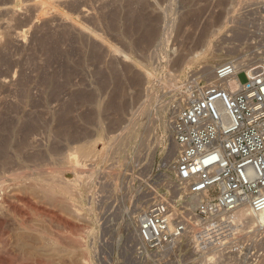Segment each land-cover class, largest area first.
<instances>
[{"label":"rangeland","instance_id":"obj_1","mask_svg":"<svg viewBox=\"0 0 264 264\" xmlns=\"http://www.w3.org/2000/svg\"><path fill=\"white\" fill-rule=\"evenodd\" d=\"M263 2L0 0V182L22 181L21 186L64 168L61 173L72 179V185L87 190L78 202L75 191H80L73 189L77 196L73 218L34 188V196L30 189L22 194L41 209L62 216L68 225H91L98 252L113 235L105 230L101 240L104 233L95 222L105 218L108 228L116 222L119 244L138 212L131 208L134 192L142 193L156 180L160 165L169 166L175 158V153L167 158L173 148L168 90L188 72L202 73L207 62L216 69L228 61L246 62L264 55ZM229 49L232 53L225 55ZM238 80L244 84L245 75L240 73ZM14 175L20 177L16 182ZM7 215L3 229L10 234L12 256L21 254L24 242L23 252L30 249V258H41L42 263L84 264L80 256L88 250L87 243L85 248L79 242L78 246L77 238L72 239L58 220L42 214L37 222L43 231L22 239L17 236L25 232ZM48 226L55 234L53 242L47 236ZM91 256L89 264H97ZM39 259H32V264Z\"/></svg>","mask_w":264,"mask_h":264},{"label":"built area","instance_id":"obj_2","mask_svg":"<svg viewBox=\"0 0 264 264\" xmlns=\"http://www.w3.org/2000/svg\"><path fill=\"white\" fill-rule=\"evenodd\" d=\"M166 111L175 158L134 192V238L117 246L134 257L122 264H264V224L238 218L264 212V55L228 61L211 81L188 72Z\"/></svg>","mask_w":264,"mask_h":264},{"label":"bare ground","instance_id":"obj_3","mask_svg":"<svg viewBox=\"0 0 264 264\" xmlns=\"http://www.w3.org/2000/svg\"><path fill=\"white\" fill-rule=\"evenodd\" d=\"M36 6H38V4H36ZM13 9V8H12ZM36 10V9H35ZM20 36V35H19ZM231 49V48H230ZM228 50L227 52H226V54L225 55H229V54H231L232 52H230L231 50ZM233 49V48H232ZM215 60V59H214ZM214 60H212L211 62H214ZM181 63V62H180ZM239 65H244L243 64V62H237ZM182 64V63H181ZM207 64L208 65H206V66H204V68L202 69V73L201 74H203V76L205 77V78H207L209 81H210V79L212 80L213 79V77H214V71H215V69H214V67L211 65L212 63H208L207 62ZM215 65V64H214ZM180 67V66H179ZM73 140V139H72ZM74 141H75V139H74ZM69 142V141H68ZM92 143V142H91ZM91 145V144H90ZM95 146V145H94ZM88 147V146H87ZM93 147V146H92ZM91 147V148H92ZM1 148V147H0ZM3 148V147H2ZM90 148V149H91ZM4 149V148H3ZM89 149V148H88ZM89 149V150H90ZM6 150V149H5ZM86 150V149H85ZM88 150V151H89ZM91 150H93V149H91ZM91 150H90V152H91ZM175 150H176V147H175V145L173 144V148H172V150L168 153V156H167V158L168 159H170V157H172V155H174V153H175ZM87 151H85L84 152V154L86 153ZM82 153V152H81ZM3 154H4V152H3ZM89 154V153H88ZM5 157V156H4ZM86 157V156H85ZM9 158V157H8ZM9 160V159H8ZM7 160V161H8ZM77 161V160H76ZM5 162H6V160H5ZM7 163V162H6ZM8 164V163H7ZM64 169V168H63ZM59 170V171H61L62 173L64 172V170ZM76 169V168H75ZM52 170V169H51ZM68 170V169H67ZM14 171V170H13ZM52 171H54V170H52ZM9 172V171H8ZM25 172V171H24ZM30 172V171H29ZM36 172V171H35ZM44 172H46V171H44ZM61 172H58L57 171V173H55V171L54 172H46V173H44V177L43 178H39V179H36L35 178V180H33L32 179V181H31V179H28V180H30V181H28V182H30V183H28L26 180V182L24 183V184H22L21 186L20 185H18V184H20V183H18L17 184V182L15 181V180H17L18 181V179L20 178L19 176H13V178H14V180H13V182H16V183H14V184H17V186L16 185H14V184H11V183H13V182H11L10 184L11 185H5V183L4 182H0V264H28L29 262H30V264H32L33 263V260L32 259H39V258H35V256H34V258H30V254H32V253H30L29 254V252H31V251H29V250H26V252L27 251H29V252H27L28 253V256L29 257H27L26 255L27 254H25L26 252H23V249L25 248L26 249V244H24V242H23V245H22V252H21V254H19V256L18 257H16L17 256V253H16V256H14V253H13V256L11 255L12 253L10 252L12 249H9L11 246V242H10V234H8V233H6V231H4L5 229H3V227L5 228V226H4V224H6L7 223V220H6V218H5V216H6V214L7 213H9V215H7V216H10V219H11V217H12V219H13V223L17 226V228H18V230H21V231H23V232H25V233H23V234H19L17 237H20V238H26L27 236H28V234H31L32 235V233H33V235H34V233L35 234H37V233H41L42 231H43V229H42V225L41 226H39L38 225V222H39V217L43 214H47L49 217L48 218H50V220H54V219H56V220H58V222H60V223H62L63 225H64V227L73 235V236H71L72 237V239H73V237L75 236L77 239H76V242L78 243H81L82 244V246L84 247V244H86L87 245V247L86 248H88V250H89V252H88V250H85V252H83L82 254H81V256H80V261L81 262H83L84 264H89V262L91 261L92 262V260H90V248L93 250L92 251V253H93V255L94 256H91V259H92V257L95 259V261L94 262H96L97 264H118V259H120V264H122L123 263V261H125V260H128V259H131L132 257H134V252H132V251H124V252H118L117 251V246H118V239L116 240V227H114V224L116 223H114V224H111V225H109V228L107 227V226H105L104 224L106 223V219L104 218H102L104 221L102 222V223H96L95 221V224L97 225L98 224V226L96 227V228H99V226H100V229L103 231V235L102 234H100V235H102V236H100V239L102 240V238L104 237V235L106 234V232H105V230H108L109 229V231H110V233L113 235V236H111L110 237V244L108 243L107 244V242H105V243H103L102 241V245L100 246V244H98L99 246H100V251L98 252V248H97V245H96V237H97V235H95V233H91L92 232V230H93V228H92V226L91 225H87L86 227H80V226H73V225H68V223L66 222H64L62 219H60V217H62V216H60V217H58V215H56V213H53V212H51V211H47V210H43V208L41 209L39 206H37V204H35V203H33L32 201H30L28 198L29 197H26L25 195H24V193H28L27 192V189H30L29 191H31V189H33L34 188V190H38L40 193H42V195H44L45 197L44 198H47L48 200H50L52 203V205L54 204V205H60V206H62L63 207V211H65L68 215H70V216H72L73 214H72V210L74 211V212H76V210L73 208L77 203H75V205H74V203H73V198H75L74 199V201L76 200V197L78 196V202L79 201H81L80 199H82L83 200V193H84V191L82 192V190H83V188L81 187V184H80V186H78L77 185V183L75 184V185H72V179L71 180H68L66 177H65V175L64 174H62ZM10 173V172H9ZM40 173V172H39ZM42 173V172H41ZM79 173V172H78ZM6 174V173H5ZM22 175V174H21ZM39 175H41V174H39ZM38 175V176H39ZM25 176V175H24ZM81 176V175H80ZM5 177H7V176H5ZM26 177V176H25ZM28 177H30L29 176V174H28ZM31 177H32V175H31ZM2 178V177H1ZM34 178V177H33ZM3 179V178H2ZM21 179H24L22 176H21ZM1 181H3V180H1ZM9 182V181H8ZM77 182H78V180H77ZM23 183V182H22ZM74 184V183H73ZM13 185V186H12ZM77 185V186H76ZM77 188L80 192L78 193L77 191H75V190H73L74 188ZM87 187V186H86ZM22 191L24 192L23 194H22ZM38 191H36V192H38ZM73 191H75V193H77V196H76V194H74L73 193ZM87 191V190H86ZM85 191V192H86ZM32 193L30 194L31 196L33 195V193L35 192V191H31ZM89 192V191H88ZM73 194H74V196H73ZM87 194V193H86ZM29 196V195H28ZM34 196V195H33ZM41 196V195H40ZM37 197V196H36ZM42 197V196H41ZM40 198V197H39ZM43 197H42V199H44ZM101 198V197H100ZM104 198V197H103ZM38 199V198H37ZM89 199V198H88ZM40 200V199H39ZM48 200H47V202H48ZM87 201V200H86ZM89 202H90V200H89ZM44 203V202H43ZM92 203V202H91ZM109 203V202H108ZM107 203V204H108ZM41 204H42V201H41ZM80 204H81V202H80ZM88 204V203H87ZM102 204V203H101ZM40 205V204H39ZM44 205V204H43ZM42 205V206H43ZM47 205H49V204H47ZM78 205H79V203H78ZM90 205H92V204H90ZM109 205V204H108ZM24 206H26V209L24 208ZM41 206V207H42ZM81 206V205H80ZM94 206H95V204H94ZM140 206V205H139ZM27 208L32 212V213H29L28 212V210H27ZM76 208V207H75ZM78 208V207H77ZM89 209H90V207H89ZM92 209V208H91ZM90 209V210H91ZM78 210V209H77ZM85 210V209H84ZM88 210V209H87ZM96 210V209H95ZM98 210V209H97ZM80 211V210H79ZM82 211V210H81ZM120 211V210H119ZM118 211V212H119ZM64 212V213H65ZM83 212V211H82ZM94 212V211H93ZM114 212V211H113ZM118 212H116L115 214H113V218L116 216V215H118ZM78 213H80V212H77V215H78ZM91 213H92V211H91ZM95 213H96V211H95ZM98 213H99V211H98ZM72 214V215H71ZM75 214V213H74ZM84 215H85V213H83ZM93 214V213H92ZM102 214V213H101ZM79 215H81V214H79ZM78 215V216H79ZM86 216V215H85ZM90 216V215H89ZM74 217V215L72 216V218ZM87 217V216H86ZM97 217V216H96ZM102 217H104V216H102ZM117 217V216H116ZM8 218V217H7ZM75 218H76V216H75ZM74 218V219H75ZM81 218H82V216H81ZM88 218V217H87ZM238 218L239 219H246V221L248 222V224L249 225H255L256 223H262V224H264V212H262V213H259L258 215H251L250 213H248L246 210H242L240 213H239V216H238ZM41 219V218H40ZM46 219V218H45ZM79 219V218H78ZM83 219H84V217H83ZM90 219V218H89ZM134 219V218H133ZM49 220V221H50ZM86 220V219H85ZM95 220V219H94ZM100 220H101V218L99 219V220H97L98 222H100ZM38 221V222H37ZM42 220H40V222H41ZM87 221H88V219H87ZM90 221V220H89ZM109 221V223L111 222L112 223V221L111 220H108ZM116 221V220H115ZM12 222V221H11ZM89 223V222H88ZM108 223V222H107ZM106 223V224H107ZM129 223V222H128ZM8 224V223H7ZM92 224V223H91ZM131 224H133L132 226H131ZM86 225V224H85ZM127 225H130V227H131V231H130V234L128 235V239H132V238H134V220H132L131 222H130V224H127ZM45 226H47V225H45ZM41 227V228H40ZM94 227V226H93ZM48 228H49V232L47 233V232H43V233H47L48 235V239L50 240V241H54L55 239V237L52 235V234H54L53 233V231L51 230V226H48ZM95 228V229H96ZM65 229V230H66ZM98 230V229H97ZM21 231H20V233H21ZM44 231H46V230H44ZM55 231V230H54ZM9 232V231H8ZM93 232H95V230L93 231ZM97 232V231H96ZM27 233V234H26ZM98 233V232H97ZM59 234H60V232H59ZM30 235V236H31ZM55 235V234H54ZM46 235H43V237H45ZM58 236V235H57ZM116 236V237H115ZM35 237V236H34ZM36 237H38L37 235H36ZM40 237V236H39ZM60 237V236H59ZM63 237V236H62ZM113 237H115V238H113ZM31 238V237H30ZM29 238V239H30ZM33 238V237H32ZM41 238V237H40ZM67 238V237H66ZM83 238H85V241H84V239ZM86 238L88 239V242H86L87 240H86ZM15 239V241H17L16 240V238H14ZM36 239V238H35ZM83 239V240H82ZM21 240V239H20ZM19 240V242L21 243L22 241H20ZM26 240V239H25ZM33 240V239H32ZM31 240V241H32ZM47 240V239H46ZM57 240V239H56ZM61 240V239H60ZM14 241V240H13ZM52 241V242H53ZM70 241V240H69ZM83 241L85 242V243H83ZM98 241V240H97ZM18 242V241H17ZM48 242V241H47ZM60 242V241H59ZM65 242H66V240H65ZM71 242H72V240H71ZM19 243V244H20ZM67 243V242H66ZM75 243V242H74ZM78 243V244H79ZM14 244L15 245H17L16 244V242H14ZM33 244H34V242H33ZM46 244V243H45ZM52 244V243H51ZM57 244V243H56ZM61 244V243H60ZM81 244H79L78 246H80ZM47 245V244H46ZM49 245H50V243H49ZM64 245V244H63ZM66 245H68L69 246V243L68 244H66ZM89 245H90V247H89ZM19 246V245H18ZM17 246V247H18ZM52 246V245H51ZM73 246V245H72ZM14 247V246H13ZM20 247V246H19ZM28 247V246H27ZM30 247V246H29ZM50 247V246H49ZM66 247V246H65ZM104 247H107V249L109 250H107V251H105L103 248ZM31 248V247H30ZM48 248V247H47ZM85 248V247H84ZM14 249V248H13ZM18 249V248H17ZM20 249V248H19ZM51 249H53V248H51ZM55 249V248H54ZM54 249L52 250V252L54 251ZM80 249H82V248H80ZM15 251H18V250H16V249H14ZM47 250V249H46ZM84 250V249H83ZM82 250V251H83ZM36 251V250H35ZM69 251V250H68ZM87 251V252H86ZM116 251H117V253H118V255L116 254ZM11 254H10V253ZM51 252V253H52ZM67 252V251H66ZM46 253H48V252H46ZM46 253H43V254H46ZM50 253V252H49ZM59 253V252H58ZM74 253V252H73ZM88 253H89V255L90 256H88ZM54 254V253H53ZM79 254V253H78ZM41 256H42V254H40ZM48 255H50V254H48ZM47 255V256H48ZM62 255V254H61ZM71 255H72V253H71ZM37 256H39V255H37ZM44 256V255H43ZM46 256V255H45ZM67 256V255H66ZM76 256V255H75ZM77 256H79V255H77ZM40 257V256H39ZM51 256H48V258H50ZM69 257V256H68ZM72 257H73V255H72ZM89 257V258H88ZM44 258V257H43ZM47 258V259H48ZM58 258V257H57ZM65 258H67V257H65ZM79 258V257H78ZM41 259V258H40ZM38 260V261H40V262H34V264H49V263H45V261L42 263V260ZM58 259H60V258H58ZM64 259V258H63ZM63 259H61V260H63ZM46 260V259H45ZM50 259H48L47 261H49ZM52 260H53V255H52ZM90 260V261H89ZM35 261H37V260H35ZM58 261V260H57ZM50 263L52 262V261H49ZM54 262V261H53ZM61 262V261H60ZM59 263V262H58ZM64 263V262H63ZM71 263V262H70ZM75 263V262H74ZM52 264V263H51ZM91 264H94V263H91Z\"/></svg>","mask_w":264,"mask_h":264}]
</instances>
